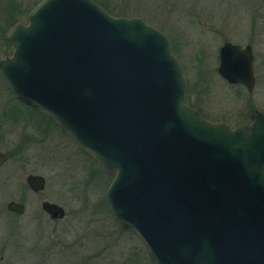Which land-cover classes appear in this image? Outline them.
Returning <instances> with one entry per match:
<instances>
[{
  "label": "water",
  "instance_id": "obj_1",
  "mask_svg": "<svg viewBox=\"0 0 264 264\" xmlns=\"http://www.w3.org/2000/svg\"><path fill=\"white\" fill-rule=\"evenodd\" d=\"M4 39L13 51L0 75L113 176L112 216L155 264H264L263 112L235 128L208 120L186 103L166 34L94 0H40ZM252 62L249 46L226 42L216 72L251 90Z\"/></svg>",
  "mask_w": 264,
  "mask_h": 264
},
{
  "label": "rangeland",
  "instance_id": "obj_2",
  "mask_svg": "<svg viewBox=\"0 0 264 264\" xmlns=\"http://www.w3.org/2000/svg\"><path fill=\"white\" fill-rule=\"evenodd\" d=\"M10 1L23 6L17 20L26 22L27 14L40 0ZM98 2L113 16L141 17L168 36L186 81V103L200 109L208 120L222 121L234 128L248 118L251 110L264 112L263 0ZM5 17L4 14L0 16V59L13 51L4 39L9 28L5 25ZM252 21L256 23L254 36L260 38L257 37V47H254L256 82L254 89L248 92L242 85L228 83L216 72V67L221 44L238 41L244 45L249 40ZM19 102L0 75V150L9 152L11 160L8 163L12 168L18 164L22 166V178L27 173L44 176L47 195L65 207L66 215L58 222V237L90 239L85 243L116 239L118 246L113 253L123 254L122 259L134 248L141 258L147 254L141 239L132 232L121 231L108 211L103 209L100 214H94L91 208L95 204L105 205V193L112 175L101 167L100 170V165L68 135H63L55 122L51 123ZM84 182L88 191L85 205L79 204Z\"/></svg>",
  "mask_w": 264,
  "mask_h": 264
},
{
  "label": "flooded vegetation",
  "instance_id": "obj_3",
  "mask_svg": "<svg viewBox=\"0 0 264 264\" xmlns=\"http://www.w3.org/2000/svg\"><path fill=\"white\" fill-rule=\"evenodd\" d=\"M255 24L253 21L249 24L248 35L250 33V37L248 36L249 40L244 45L238 41H224L221 44L222 46L224 43L229 42L242 48L247 46L251 48L254 86L256 82L254 47L257 43V37L260 38V36H254V33H256ZM221 46L218 49V64ZM254 86L251 90L246 87L245 89L251 92ZM254 110L257 109L251 110L248 118L243 122L250 121V114ZM0 152L7 155V159L0 163V264H155L143 240L136 233L134 234L141 239L147 251V254H144L142 258L137 253V248L130 250L125 259H122L123 254L113 253L118 246L116 239L109 238L103 240V242L92 240L93 242L90 243H85L89 242L90 239L83 238L60 239L58 237V222L65 217L66 209L54 198L47 195L44 176L37 173H27L22 178V166L18 164L19 166L16 165L12 168L8 163L11 160L9 152L2 150ZM30 174L41 176L44 179L43 188L38 190L32 188L27 181ZM85 182L82 185V198L79 204H87L88 201ZM83 199L85 202H83ZM44 203L62 207L64 216L62 218L53 217L44 208ZM91 208H94V214H100L104 209L112 216L108 204L104 206L102 203L95 204ZM114 221L116 222L115 219ZM117 225L121 231L131 232L122 229L118 223Z\"/></svg>",
  "mask_w": 264,
  "mask_h": 264
},
{
  "label": "trees",
  "instance_id": "obj_4",
  "mask_svg": "<svg viewBox=\"0 0 264 264\" xmlns=\"http://www.w3.org/2000/svg\"><path fill=\"white\" fill-rule=\"evenodd\" d=\"M97 3L102 7V8H104L108 13H110L109 12V10L104 6V5H102V4H100V2H98V0H97ZM23 11V6L20 4V3H16V2H13V1H10V0H8L7 2H5V1H2V0H0V16L1 15H5L6 17H5V19H6V21H5V25H6V27H10V26H12V25H14L18 20H17V17L20 15V13ZM189 91H190V89H188ZM189 91H187V94H186V97H187V100H188V96L190 95L189 94ZM19 103H21V102H19ZM23 104V103H22ZM24 105V104H23ZM189 105H191L192 107H194V108H196V109H198L197 107H195L193 104H190L189 103ZM28 107V106H27ZM32 112H34V113H37V114H39V115H41L44 119H47L48 121H50L51 123H54L51 119H49V118H47V117H45L44 115H42L39 111H37V110H35V109H32V108H30V107H28ZM200 112H201V110L200 109H198ZM202 114V113H201ZM203 115V114H202ZM54 124H56V123H54ZM56 126H57V124H56ZM63 135H65V134H63ZM65 136H67V135H65ZM95 164H97L98 165V163L93 159V158H91V157H89ZM99 166V165H98ZM99 169H100V166H99ZM101 170V169H100ZM105 205H107V203H105Z\"/></svg>",
  "mask_w": 264,
  "mask_h": 264
}]
</instances>
